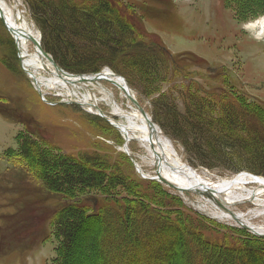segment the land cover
Listing matches in <instances>:
<instances>
[{"label":"trees","instance_id":"obj_1","mask_svg":"<svg viewBox=\"0 0 264 264\" xmlns=\"http://www.w3.org/2000/svg\"><path fill=\"white\" fill-rule=\"evenodd\" d=\"M221 1L239 22L264 13V0ZM25 3L43 50L60 68L93 74L108 66L122 75L150 98L151 119L195 157L193 165L264 176V101L241 88L233 66L172 53L147 28L143 13L120 0ZM0 45V62L21 72L9 61L16 62L15 53L2 33ZM1 101L14 103L6 95ZM3 106L0 114L8 115ZM17 138L18 147L6 150L4 159L10 179L19 178L13 207L28 205L12 217L21 225L29 211L34 214L17 236L23 249L53 234L54 264H82L84 257L88 264H264V237L187 209L159 182L140 177L113 146L97 141L91 151L70 152L38 135L20 132ZM115 142L122 144L118 136Z\"/></svg>","mask_w":264,"mask_h":264},{"label":"rangeland","instance_id":"obj_2","mask_svg":"<svg viewBox=\"0 0 264 264\" xmlns=\"http://www.w3.org/2000/svg\"><path fill=\"white\" fill-rule=\"evenodd\" d=\"M120 1L137 8L138 13L142 12L147 28L156 33L161 38L164 46L172 53H192L206 60L210 65L233 66V75L238 77L241 88L252 99L264 101V13H258L259 15H255L250 20L239 22L235 19L233 10L224 7L221 0ZM6 3L9 6L17 4L21 11V16L32 24L37 32H40L30 16L25 0H6ZM4 23L0 19V33L10 40L15 53L14 58H16V62H12L10 59L9 61L14 67H19L21 72L15 74L0 62V105L13 109L10 113L6 112L8 115L2 116L0 114V264H54L56 240L53 234H49L46 240L38 241L29 249H23L20 245V238L17 237L18 233L23 230L25 219L33 217L34 214L29 211L21 225L20 217H12L15 209L23 210L28 205L26 203H18L16 207H13L18 202L16 199L19 198L20 189L16 188V185L19 184V178L12 174V180L10 179V173H7L8 164L4 159V153L8 149H16L18 147L17 136L20 132L41 136L48 142L57 144L70 152L91 151L94 149V143L100 141L113 146L116 152L124 153L121 150L124 139L120 131L110 126L103 119L104 123L112 127L116 132L114 130L109 131L103 123L96 122L91 118V116H99L86 110L95 111L91 105L93 103L94 105L97 104L104 114L110 115V101L104 96L102 92L104 89L111 91L110 93L117 103L124 108L128 105V101L116 86L106 80H98L92 84L70 86L69 89L44 85L41 95L34 88L32 80L27 75L28 73L26 74L23 71L25 68L18 59L15 40L10 35L11 33H8ZM28 48L32 51L33 45L31 43L28 44ZM3 49L4 47L0 45V54L2 56L5 54ZM45 64V68L40 70V74L51 78L54 72L53 68L46 61ZM13 65H11V68H13ZM108 69H110L108 66H103L102 68L103 71ZM102 72L81 76L90 79ZM128 87L131 94L136 97L140 105L148 112L150 98L148 99L145 94H142L136 88L129 85ZM162 89H166L164 83H162ZM2 95L10 97L14 103L11 101L2 103ZM85 96L89 98L87 100L88 103L82 106L80 103H82ZM173 97L178 101V93L174 94ZM86 113L90 116L86 115ZM148 114L151 117L149 112ZM99 118L102 119L101 117ZM155 124L165 138L167 137L166 139L171 141L180 160L199 172L205 173L207 177L212 179H230L240 174H250V176L264 179V176L254 175L246 170L231 171L226 166H219L213 162L211 168L200 163L193 165L196 160L195 157L178 140L171 139L160 125ZM115 136L121 139L122 144L115 142ZM128 148L131 156L129 159H133L142 173L148 176H157L156 167L150 163V156L138 141H131L128 144ZM132 165L134 167L133 163ZM134 170L141 177L135 167ZM159 183L167 191L177 195L186 208L192 212L198 213L220 226L243 229L241 228L242 226L234 222L222 221L212 217L210 213L213 205L208 201L204 203V200L198 194H180L176 189L169 187L165 183ZM14 186L15 189L12 191L11 188H14ZM28 193H30L29 190L24 194L27 195ZM249 207H251V204H242L232 206V209L246 211ZM263 218L264 212L260 217L253 219V222L264 225ZM243 230L251 233L247 229ZM25 233L23 232L21 235ZM105 236V242L109 243L110 239L113 240L109 232ZM80 237L84 240L83 233L80 234ZM81 243L83 244L82 240ZM158 244L160 245V243ZM155 251V249H152L148 253L151 255ZM83 259L82 264L89 263L86 257Z\"/></svg>","mask_w":264,"mask_h":264},{"label":"bare ground","instance_id":"obj_3","mask_svg":"<svg viewBox=\"0 0 264 264\" xmlns=\"http://www.w3.org/2000/svg\"><path fill=\"white\" fill-rule=\"evenodd\" d=\"M17 4L9 6L6 0H0V17L16 41L23 67L32 82L41 91L44 85L69 89L70 86L92 84L98 80L109 81L121 91L123 97L128 101V105L126 108L119 105L110 93L111 91L104 89L102 92L110 101L111 106L110 115L105 114L106 117L118 125L124 142L129 144L131 141H138L140 143L150 156V163L156 167L157 176L159 175L166 185L176 189L180 194H198L204 203L210 202L213 205L210 213L212 217L222 221L234 222L256 234H264V225L253 222V219L260 217L264 212L263 178L253 177L250 174H240L230 179H212L207 177L205 173L183 163L176 154L171 141L166 139L167 137L165 138L157 126H150L147 123L129 100L124 89V83L117 76L111 75L109 70H105L99 75L94 74L95 76L90 79L85 78V76L63 77L56 72H53L51 78L41 75L40 70L45 68V61L47 62V60L39 53L38 46L34 42V40H39L38 32L32 24L21 16ZM30 43L33 45L32 51L29 50L30 47L28 48ZM127 90L131 93L130 89ZM88 99V96H85L82 103H88ZM242 204H251V207L246 211L232 209V206Z\"/></svg>","mask_w":264,"mask_h":264},{"label":"water","instance_id":"obj_4","mask_svg":"<svg viewBox=\"0 0 264 264\" xmlns=\"http://www.w3.org/2000/svg\"><path fill=\"white\" fill-rule=\"evenodd\" d=\"M0 19L3 21L4 23V20L2 19V17H0ZM5 25V23H4ZM7 31L9 32L7 26L5 25ZM10 33V32H9ZM38 38L39 40H34V42L36 43V45L38 46V50H39V53L41 55H43L45 57V59L47 60V62L49 63V65L53 68L54 72H56L57 74L60 73L61 76L63 77H66V76H76L75 74H72V73H69L67 71H64L62 68H60L55 62L54 60L52 59V57L43 50L42 46H41V43H40V39L41 37L39 36L38 34ZM16 43V41H15ZM17 56H18V59L19 61L21 62V59H20V56H19V52H18V49H17ZM21 68L23 69V67L21 66ZM110 71V74L111 75H114V76H117L118 78H120V80L124 83V89L126 91V93L128 94V97H129V100L131 101V103L134 105V108L142 115V117L147 121V123L150 125V126H157L151 119V117L149 116L148 112L145 110L144 107H142L140 105V103L138 102V100L136 99V97L131 94L127 89H130L128 87V84L125 80V78L122 76V75H119V74H116L114 72H112L110 69H108ZM23 71L27 74V71L23 69ZM28 75V74H27ZM81 76V75H79ZM28 77L30 78V76L28 75ZM31 79V78H30ZM32 82V81H31ZM34 88L38 91V93H40L42 95V92L41 90L32 82ZM44 101L45 99L42 98ZM80 105L84 106L85 103H80ZM92 107L95 109V111H92V110H86L92 114H95L99 117H101L102 119H104L110 126L114 127L115 129L118 130V125L115 123V122H112L109 118L106 117V115L103 113V111L100 109V107H98L97 105H93L91 104ZM91 105H90V108H91ZM89 108V109H90ZM121 150L128 156V157H131L130 156V151H129V148H128V143L125 141L123 143V146L121 148ZM132 163L134 164V167L136 168V170L140 173L141 177H143L144 179H149V180H155V181H159L161 183H165L163 180H161L159 178V175L158 176H148V175H145L144 173L141 172V170L137 167V165L135 164V162L133 161L132 158H130ZM243 229H247L248 231H250L253 235L257 236V237H264V234H256L254 232H252L250 229L246 228V227H241Z\"/></svg>","mask_w":264,"mask_h":264},{"label":"flooded vegetation","instance_id":"obj_5","mask_svg":"<svg viewBox=\"0 0 264 264\" xmlns=\"http://www.w3.org/2000/svg\"><path fill=\"white\" fill-rule=\"evenodd\" d=\"M3 108H4L5 110H7V112H12V111H13V109H12L11 107H5V106H3Z\"/></svg>","mask_w":264,"mask_h":264}]
</instances>
